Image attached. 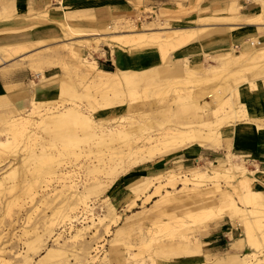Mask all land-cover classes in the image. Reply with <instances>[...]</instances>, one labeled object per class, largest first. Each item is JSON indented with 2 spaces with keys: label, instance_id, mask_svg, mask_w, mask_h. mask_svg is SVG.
Listing matches in <instances>:
<instances>
[{
  "label": "bare ground",
  "instance_id": "1",
  "mask_svg": "<svg viewBox=\"0 0 264 264\" xmlns=\"http://www.w3.org/2000/svg\"><path fill=\"white\" fill-rule=\"evenodd\" d=\"M68 1L60 0L59 7L47 6V9H29L27 0H8L0 5V17L5 19L2 23L12 26L0 29V61L3 55L7 58L5 53L9 51L12 55L23 54V62L17 68L27 69L39 79V83L31 82L29 110L16 109L18 114L5 118L0 128V137L5 136L0 139V200L10 195L0 208V226L9 218L8 226L14 230L21 221L27 199L33 206L39 203L53 207L51 216L44 214L37 221L40 227L24 231L27 250L22 254H16L13 249L8 251L5 239L12 232L0 230V263L12 264L10 256L13 255L18 259L16 264H72L71 258L77 262L80 259V264L84 261L96 264L99 252L92 255V250L97 251L92 243L102 229L108 230L111 224L119 222L118 205L106 202L107 213L91 219L92 225L81 228L75 223L83 216L79 218L76 212L80 206L85 208V215L92 211V194L102 199L116 181L137 171L125 178L128 183L125 203L132 201L134 205L154 188L156 192L166 188L176 191L180 186L182 190L190 188L188 199L198 209L191 215L198 224L194 232L206 234L221 223H231L244 235L225 253H210L206 249L208 252L201 254L205 245L196 235H190L191 226H184L180 221H157L153 225H158V230L170 231L177 242H161L147 260L136 253V242H122L121 247L128 256L126 264H165L161 261H171L166 264H264V173L257 164L256 170L250 171L245 155L232 152L235 147L242 152L245 148L233 129L234 122L245 116L244 108L247 116H252V109L264 107L261 106L264 102V0H248L249 8L241 0L227 1L225 8L236 12L228 19L240 23L230 26L229 30L172 29L163 35L133 32L137 28L134 20L125 22L124 28L129 31L124 33L117 16L113 24L103 18L93 28H75L73 23H84L82 20L90 18L94 9H79L80 3ZM184 1L187 7H182L185 11L181 14H190L186 18L199 20L198 23L228 22L220 16L193 13L202 4L206 5L207 0ZM167 10L162 7L161 16L165 17ZM15 14L17 18H29L30 23L23 27L19 22L17 26L11 25ZM49 25H57L62 36L32 39L34 29ZM253 34L259 36L253 37ZM61 37L81 40L76 42L78 47L48 46ZM224 37L229 46L205 50L204 46L214 45L216 39ZM235 42L239 43L234 46L237 51L232 49ZM195 43L200 45L205 63H193L186 57V47ZM104 46L111 50L115 65L112 71L100 68L97 62L95 54L104 55ZM120 48L142 51L134 57L135 69L149 68L158 62L160 67L150 73L123 70L117 60ZM86 49L92 51L87 56ZM174 53L182 55L172 67ZM57 69L58 72L46 75ZM72 74L76 81L72 80ZM159 79L163 84H159ZM141 82L146 85L154 82L156 89L163 87L166 93L174 92L165 110L159 111L156 103L146 99L139 101ZM191 83H195L194 88L189 86ZM147 89L151 88L146 86L144 91ZM7 100L1 93L0 105ZM254 134L255 145L260 152L264 151V127L256 128ZM19 145L22 157L13 152V147ZM202 151L227 154L192 169L169 168L164 160H172L181 152L196 155ZM10 154L13 159L8 161ZM4 158L8 162L1 161ZM157 159L161 160L156 163V169L143 170ZM223 181L226 185L221 184ZM52 183L59 186L50 195L46 188ZM166 193L164 198L170 199L169 191ZM177 202L178 199H170L175 204L163 209L161 214L169 215L167 211L176 207ZM26 219L30 221L31 215ZM64 226L76 228L68 240L62 232H57ZM93 230L95 233L87 242L86 236ZM17 237L22 240L21 236ZM50 239H53L51 246ZM70 241L74 254L66 248ZM244 241L252 252L239 255ZM146 243L141 239V246ZM182 256L184 259L172 263ZM37 257L40 259L36 260ZM105 259L97 264H112Z\"/></svg>",
  "mask_w": 264,
  "mask_h": 264
},
{
  "label": "rangeland",
  "instance_id": "2",
  "mask_svg": "<svg viewBox=\"0 0 264 264\" xmlns=\"http://www.w3.org/2000/svg\"><path fill=\"white\" fill-rule=\"evenodd\" d=\"M8 0H0V5L4 4ZM67 0H65L66 2ZM75 2L80 3L78 5V8H92L94 9L91 11L92 16L88 18L87 20H82L84 23L79 25V22L73 23V26L75 28L79 29H90L93 28L97 22H99L101 19L106 18L108 22H111L113 24V19L116 17L117 21H121L122 23L119 24L120 29L124 33H127L129 30L124 28L126 26L125 22L128 20H134L137 28L133 32H147L149 35H163L166 34V32L172 30V29H185V30H210L209 32H218L223 30H229L230 26H236L237 24H240L237 21H232L228 18L235 16L236 12L233 10H227L225 8V4L229 0H207V4H202L198 7V11H194L193 13L197 15H204L207 14L208 17H214V16H220V18H226L228 22H204V23H198L199 20L193 19V18H186V16H190V14L186 13L185 16L182 15L187 7V4L184 0H69L68 2ZM243 5L247 7L249 5L248 0H241ZM60 0H28L27 7L29 9L31 8H45L47 9V6H53V7H59ZM74 3V6L76 4ZM3 6V5H2ZM162 7L168 8L164 16H161L160 9ZM223 7L225 8V11H222L219 14H213L215 10H223ZM5 19H2L0 17V29H6L8 25L4 26V23L2 21ZM168 20V21H167ZM223 20V19H222ZM19 22V23H18ZM19 24V26H26L28 25L29 18H17L16 14L14 19L11 22V25L17 26L16 24ZM169 23V25H166ZM77 24V25H76ZM217 24V25H215ZM93 26V27H92ZM211 26V29H208V27ZM12 27V26H8ZM206 28V29H204ZM242 29H246V27H242ZM208 32V31H207ZM62 36V34L60 35ZM253 37L259 36L258 34H253ZM90 38V37H88ZM81 40L80 38L75 39H65L61 37V40L54 42L50 45L55 44H68V45H74L77 46V41ZM217 43L214 45H206L204 46L205 50H213L221 47H227L230 45V42L227 40L226 37L216 39ZM191 45L186 47L188 52L186 53V57L190 58V60L193 63L196 62H202L205 63V60L203 59V54L200 49V45ZM239 45L238 42H235L232 46ZM78 47V46H77ZM234 47V48H235ZM105 49L104 55L102 53L95 54L97 57V62L99 64L100 68H104L105 65L103 61H109L113 66V70L115 69V65L112 61V54L109 47L104 46ZM236 50V48H235ZM237 51V50H236ZM92 51L90 50H84V54L87 56ZM138 52H142L139 50H130V49H118V55L117 60L121 65V69L123 70H145L144 72L150 73L156 68L160 67V63L158 62L157 65H152L149 68L148 67H140L139 69H135L136 67H133L134 57L137 58V55H139ZM13 52L9 51L8 53H5L7 55V58L3 55V60L0 61V88L1 92L0 94H4L7 97V103L4 105H0V128L3 127L4 119L9 116H16L18 114V111L16 109H27L30 108V98H31V82L34 81L35 83H39V79L36 78L35 75H33L29 70L27 69H20L17 68V65L21 62H23L24 55H12ZM156 53H158L156 51ZM182 55V54H181ZM181 55H178V53H174L172 61H170V65L173 67L177 65L176 59H179ZM135 58V59H136ZM160 58V57H159ZM59 70L51 71L46 73L47 76L58 72ZM72 80L76 81V77L74 74L71 75ZM163 80L159 79V84H163ZM154 82L146 85L144 82L140 83V94L137 96L139 97V101H143L146 99L149 103L152 102L153 104L156 103V106L158 107L159 111L165 110L168 106V102H171L170 99L173 98L174 92H164L163 87L156 89L154 87ZM146 86H149L151 89H147L145 92L144 88ZM190 87L194 88L195 83H191L189 85ZM80 89V88H78ZM161 91L159 92V90ZM153 93V94H152ZM113 96V95H111ZM25 97L24 100L19 101V98ZM141 97V99H140ZM129 101V99H128ZM210 101V100H209ZM86 104V103H85ZM247 110L244 108V111L242 114L245 113V116L235 121L233 124V129L237 131L238 138L240 137H246L249 132H252L256 128H263L264 127V117L252 115L247 116ZM240 114V115H242ZM254 133V131H253ZM5 136H1L0 139H4ZM14 154L20 155V157L23 156V153L20 151V145L17 148L16 146L13 147ZM232 152L235 154H239L238 149L232 148ZM227 152H211V151H202L201 153H198L196 155H190L186 152H181L177 154L172 160L164 159L167 163V167L169 168H176L179 166H182L185 169H192L196 168L199 165H205L207 160H214L217 157H225ZM27 155V152H26ZM8 161L13 159V155H8ZM22 159V158H21ZM2 159L1 161H4ZM161 160L157 159L153 163H150L149 165H146L143 170L145 171H152L156 169V163ZM245 160L247 161L246 167L250 171L256 170V163H253L252 157L245 155ZM251 160L252 162H250ZM4 161V163L8 162ZM8 165L4 164V166ZM3 166V167H4ZM137 171L131 172L128 174L131 176L132 174H135ZM127 175V176H128ZM122 177L118 181L115 182V184L112 186V188L109 189V191L105 194V196L102 199L95 198L96 196L94 194L91 195L90 201H92V207L93 210L90 211L85 215L84 207L80 206L78 211L76 212V216L81 218L83 216V219L80 220V222H76L75 226L77 228H81L82 226L92 225L91 219L98 218L101 215L107 213V203H117L118 205V214L120 215L121 219L117 224H111L108 230L102 229L101 233L98 235L96 241L92 243L93 248H97V251L92 250V255H95V253L99 252V261L106 257V262H110L112 264H126V260L128 258L127 251L121 247V243L125 241H131L136 242L135 248L136 253H141L144 257V260H147V258L152 255V251L156 250V247L163 241L166 242H177V238L173 236L170 231L160 229L158 230V225H153L154 222L157 221H168L172 220L171 223L176 222H183L184 226H191L193 231L190 232V235H193L198 237L200 241L205 245L203 246V252L201 254H206V249H208V240L211 239L212 235L216 231L219 230L220 226L214 229L209 230L206 234L199 232H194V229L198 227V224L194 223L195 219L194 217H191V215H195L198 211L197 205L193 203V201L189 200L188 198L191 196V189L182 190L183 187H178L176 191L172 190L171 188L161 189L160 192H156V189H151L147 193H145L140 199H138L135 204H132V201L129 203H125L124 199L127 195V191L125 190L127 186V182L125 181V178ZM80 178H78L79 180ZM84 180H86V176L83 177ZM89 179V178H88ZM82 182L80 183V185ZM222 185H226L225 181L221 183ZM79 185V186H80ZM57 183H52L47 189L50 195H53L55 192L53 191V188H55ZM166 191H169L170 199H178L177 206L174 207L171 211H167V214L169 215H163L161 214V211L165 209L168 206H173V204L170 203V199L164 198ZM7 197H2L0 200V208L3 207L4 202H6ZM109 198V199H108ZM53 199V198H51ZM108 199V200H107ZM106 200V201H105ZM61 201V199H60ZM59 202V200H58ZM34 204H31L30 200H26V203L24 204V208L21 211V221L17 223V219H15V223H17L15 229H11V227L8 226L10 220L9 218H5L3 225L0 226V230L4 229V232H12V235L6 238L8 251L13 249V251L16 254H22L27 250L26 245L24 244V241H26V237L24 236V231L28 230L30 231L34 227H40V223L37 222L40 218L46 214L47 216L52 215V208L53 207H46L42 206L39 203L35 206ZM91 205V203H90ZM53 206H56L53 205ZM39 207L38 210L36 208ZM102 208V210H101ZM101 210V211H100ZM27 211V212H26ZM80 213V214H79ZM31 215L30 221L26 218ZM98 222V221H97ZM223 224V223H221ZM220 224V225H221ZM235 231V238H231V241L229 245H227L226 249L224 251H221L225 253L230 245L234 243L236 240H240L243 238V232L239 228H233L231 223H228L227 227H229ZM3 227V228H2ZM69 226H64L61 230H57V232H62L64 238L66 240L70 239L72 235H74L76 232L75 230L69 229ZM155 229V230H154ZM13 233L16 234V236L13 235ZM95 233V230H93L91 233H89L86 238L87 242L91 241V236H93ZM17 236H21L22 240H18ZM141 239L146 243L145 246H141ZM64 241L62 240L61 243ZM53 244V239L49 240V245L51 246ZM14 247V248H13ZM73 242L70 241V243L67 244L66 248L69 253H73L75 251L72 249ZM205 250V251H204ZM208 252V251H207ZM250 246L245 245L244 241V248L238 252L239 255L251 253ZM210 253H216V252H210ZM198 255V254H197ZM194 256V255H193ZM12 260V264H16V261L18 259H15L13 255L10 256ZM40 258L37 257L36 260H39ZM184 259L183 256L180 258H177L174 260L176 263L179 260ZM84 261V259H81ZM110 260V261H109ZM1 261V259H0ZM80 261V259H79ZM79 261L77 262L76 259L71 258L72 264H80ZM99 261L97 263H99ZM167 263L171 261H161V263ZM96 263V264H97ZM2 264V263H0ZM27 264H34L27 263ZM82 264H89L87 261H84ZM110 264V263H109Z\"/></svg>",
  "mask_w": 264,
  "mask_h": 264
},
{
  "label": "crops",
  "instance_id": "3",
  "mask_svg": "<svg viewBox=\"0 0 264 264\" xmlns=\"http://www.w3.org/2000/svg\"><path fill=\"white\" fill-rule=\"evenodd\" d=\"M247 7L249 8V5ZM60 35H61V30L57 25H49V26L36 28L31 32L32 39H37V40L54 39L60 37ZM103 62H105L104 63L105 67L113 66L111 64L112 62L110 63L108 60ZM261 106H264V102ZM252 112H254V115H256V117L257 116L264 117V107L260 110L252 109ZM253 131L249 132L245 138L240 137L239 139L240 142L245 146V148H243L244 152H242V149L239 150L238 147L235 148L238 149L239 154L251 156L253 163H256L259 166L260 171L264 173V151L260 152L257 148V145H255L256 137ZM227 225L228 223L222 224L219 230L216 231L214 235H212L210 240H208L207 244H208L209 252L224 251L227 245H229L231 238H235V231L232 230L230 226L227 227Z\"/></svg>",
  "mask_w": 264,
  "mask_h": 264
},
{
  "label": "trees",
  "instance_id": "4",
  "mask_svg": "<svg viewBox=\"0 0 264 264\" xmlns=\"http://www.w3.org/2000/svg\"><path fill=\"white\" fill-rule=\"evenodd\" d=\"M104 69L107 70V71H112L113 70V68L110 67V66L109 67H104Z\"/></svg>",
  "mask_w": 264,
  "mask_h": 264
}]
</instances>
